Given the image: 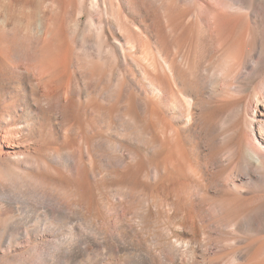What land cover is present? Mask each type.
I'll return each instance as SVG.
<instances>
[{
  "label": "bare ground",
  "instance_id": "6f19581e",
  "mask_svg": "<svg viewBox=\"0 0 264 264\" xmlns=\"http://www.w3.org/2000/svg\"><path fill=\"white\" fill-rule=\"evenodd\" d=\"M91 255L264 264V0H0V264Z\"/></svg>",
  "mask_w": 264,
  "mask_h": 264
},
{
  "label": "rangeland",
  "instance_id": "374dc122",
  "mask_svg": "<svg viewBox=\"0 0 264 264\" xmlns=\"http://www.w3.org/2000/svg\"><path fill=\"white\" fill-rule=\"evenodd\" d=\"M92 257V258H91ZM91 257H89V258H86L85 260H84V264H91V262L93 261V259L95 258V255H91ZM91 258V259H90ZM116 259L118 260L119 259V257H116ZM92 260V261H91ZM86 261V262H85ZM89 261H90V263H89ZM88 262V263H87Z\"/></svg>",
  "mask_w": 264,
  "mask_h": 264
}]
</instances>
